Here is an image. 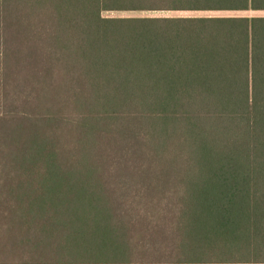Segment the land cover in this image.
<instances>
[{
	"label": "trees",
	"instance_id": "obj_1",
	"mask_svg": "<svg viewBox=\"0 0 264 264\" xmlns=\"http://www.w3.org/2000/svg\"><path fill=\"white\" fill-rule=\"evenodd\" d=\"M264 0H0V263H264Z\"/></svg>",
	"mask_w": 264,
	"mask_h": 264
},
{
	"label": "rangeland",
	"instance_id": "obj_2",
	"mask_svg": "<svg viewBox=\"0 0 264 264\" xmlns=\"http://www.w3.org/2000/svg\"><path fill=\"white\" fill-rule=\"evenodd\" d=\"M241 13H246V12H219V11H214V12H209V11H195V12H174L173 14L176 15H231V14H241ZM251 13V12H250ZM264 14V12H260L259 14ZM104 15L106 16H151V15H164L167 14L165 11H142L140 13H137L135 11H123V10H106L103 12ZM4 160L1 158L0 159V187L4 183V177L5 174L7 173V168L6 165H4ZM0 264H16V263H0ZM131 264H155V263H131ZM158 264H174V263H158ZM210 264V263H209ZM211 264H230V263H211ZM235 264H264V263H235Z\"/></svg>",
	"mask_w": 264,
	"mask_h": 264
},
{
	"label": "crops",
	"instance_id": "obj_3",
	"mask_svg": "<svg viewBox=\"0 0 264 264\" xmlns=\"http://www.w3.org/2000/svg\"><path fill=\"white\" fill-rule=\"evenodd\" d=\"M117 10H122V9H117ZM123 11H135L137 13H140L142 11H165L167 12V14L164 15H151V16H207V15H176L173 14L174 12H195V11H209V12H214V11H225V12H246V13H241V14H231V15H214V16H237V15H264V14H259L260 12H264V9L262 10H252V9H248V10H228V9H220V10H184V9H170V8H147V9H128V10H123ZM251 12V13H250ZM130 16V15H129ZM137 16H141V15H137ZM147 16V15H146ZM210 16V15H209Z\"/></svg>",
	"mask_w": 264,
	"mask_h": 264
}]
</instances>
